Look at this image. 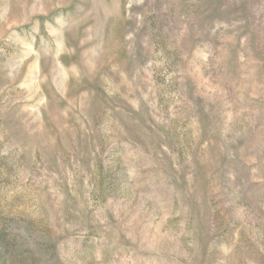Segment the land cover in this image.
Returning a JSON list of instances; mask_svg holds the SVG:
<instances>
[{"label": "rangeland", "instance_id": "rangeland-1", "mask_svg": "<svg viewBox=\"0 0 264 264\" xmlns=\"http://www.w3.org/2000/svg\"><path fill=\"white\" fill-rule=\"evenodd\" d=\"M0 264H264V0H0Z\"/></svg>", "mask_w": 264, "mask_h": 264}]
</instances>
